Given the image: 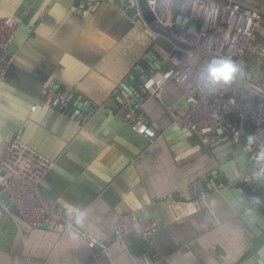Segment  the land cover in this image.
Wrapping results in <instances>:
<instances>
[{
  "label": "crops",
  "instance_id": "obj_1",
  "mask_svg": "<svg viewBox=\"0 0 264 264\" xmlns=\"http://www.w3.org/2000/svg\"><path fill=\"white\" fill-rule=\"evenodd\" d=\"M241 1L264 11V0ZM0 17L19 24L16 51L0 80V142L18 137L54 160L42 189L78 214L80 229L107 242L90 257L77 232L28 226L0 191V264H146L145 251L113 239L117 217L127 210L157 224L149 264H264V238L247 251L264 234L257 224L264 188L243 179L237 157L245 134L238 141L228 131L199 136L172 124L167 110L183 113L187 106L171 82L160 99L145 96L144 113L160 137L150 142L131 128L122 101L142 91L156 63L141 22L119 4L82 8L77 0H0ZM257 43L264 46V19ZM248 65L253 77H264V61L250 58ZM49 85L73 93L66 106L40 102ZM112 97L114 104L102 106ZM244 128L250 130L248 121ZM257 179L264 184V174ZM191 186L208 192L193 200Z\"/></svg>",
  "mask_w": 264,
  "mask_h": 264
},
{
  "label": "built area",
  "instance_id": "obj_2",
  "mask_svg": "<svg viewBox=\"0 0 264 264\" xmlns=\"http://www.w3.org/2000/svg\"><path fill=\"white\" fill-rule=\"evenodd\" d=\"M146 1L159 27L183 44L230 58L240 65L245 82L264 94V77L259 80L251 75L248 80L243 68L250 58L264 61V46L257 43V33L264 19L261 8L241 0ZM18 26L14 18L0 17V51L5 55L0 62V80L8 72L13 59L14 53L10 46ZM144 31L152 39L156 36L147 27ZM174 49L180 51L181 55L164 51L158 59L159 66L143 81L140 93L125 94L122 104L128 110L131 128L150 142L160 137L159 131L144 113L145 96L148 94L160 99L162 88L169 82L175 83L184 92L187 107L183 113L168 109L170 122L185 132L199 136H208L215 130L228 131L232 139L238 141L239 136L245 134L242 151L247 157L250 169L243 179L247 181L263 175L264 105L255 107L240 99L234 81L227 86H216L213 91L205 89L198 77L212 57L184 50L176 45ZM72 96L69 89L58 90L49 85L45 88L40 102L52 108H62ZM114 103L115 99L112 97L102 106L108 107ZM229 115L234 117V124L228 121ZM76 121L79 123L80 119ZM246 121L250 124L249 131L244 128ZM54 164V160L29 148L18 137L9 143L0 142V191L28 226L47 228L60 235L67 231L77 232L84 240L89 256L94 258L107 249V242L93 231L80 229L76 224L78 214L63 209L41 187L44 176ZM207 192L206 189L196 186L188 189L193 200H202ZM157 230V224L153 220L141 219L134 211L127 210L117 217L113 239L125 243L131 251L140 248L141 252L148 254V241ZM147 254H143L142 259L149 264Z\"/></svg>",
  "mask_w": 264,
  "mask_h": 264
},
{
  "label": "water",
  "instance_id": "obj_3",
  "mask_svg": "<svg viewBox=\"0 0 264 264\" xmlns=\"http://www.w3.org/2000/svg\"><path fill=\"white\" fill-rule=\"evenodd\" d=\"M77 1H80L82 8L84 7L86 8L87 6H90V5L99 6V4H101L102 2H110V3H114L115 5L119 4L121 9L125 11L128 17L133 18V20L136 22L137 21L141 22L142 25H144L149 30L156 33V36L152 39L153 45L149 53V55L153 59L157 60L154 68L159 66L158 59L163 54L164 51L172 52L176 54L177 56L181 55L180 51H177L174 49V45L184 50H190V51H195L198 53H203L212 58L220 57L211 52L200 50L195 46L183 44L177 38H175V36H173L171 33L159 27L157 25L156 17L154 13L151 11L150 7L148 6L146 0H77ZM16 47L17 46L15 42L13 41L12 45L10 46V50L14 53V51H16ZM4 58H5V55L3 54V59L0 62H2ZM154 68L150 69L148 71V74L146 73V76L145 78H143V81L150 75L151 71L154 70ZM243 68L246 72L245 78L249 80L251 78V74L249 72V65L245 64ZM234 83L236 86L237 96L240 99L248 101L251 105L255 107H261L262 105H264V94H261L255 89L251 88L248 85V83L245 82L243 73L237 77ZM241 147L242 146L239 144L240 150L238 151L239 157H237V161L240 164V169L242 170V172L244 170L245 171L244 174L247 175L248 172H246V170L248 171V169H250V164L247 160V157L242 153ZM247 182H248L247 184L249 185L251 184L255 186L256 188H258V190H261V187L264 188V184L262 182L259 183L257 178H251L250 180H247ZM215 185L216 183L213 186ZM11 209L14 210L17 214V211L13 205H11ZM257 224L258 226L261 227V230H264V217H262L259 221H257ZM263 238H264V234L258 235L257 239L253 241V243L250 245V248L247 251L254 250L258 246H260Z\"/></svg>",
  "mask_w": 264,
  "mask_h": 264
},
{
  "label": "clouds",
  "instance_id": "obj_4",
  "mask_svg": "<svg viewBox=\"0 0 264 264\" xmlns=\"http://www.w3.org/2000/svg\"><path fill=\"white\" fill-rule=\"evenodd\" d=\"M242 74L240 65L227 57H213L199 73L202 86L213 91L216 86H227Z\"/></svg>",
  "mask_w": 264,
  "mask_h": 264
},
{
  "label": "rangeland",
  "instance_id": "obj_5",
  "mask_svg": "<svg viewBox=\"0 0 264 264\" xmlns=\"http://www.w3.org/2000/svg\"><path fill=\"white\" fill-rule=\"evenodd\" d=\"M247 124V123H246Z\"/></svg>",
  "mask_w": 264,
  "mask_h": 264
}]
</instances>
